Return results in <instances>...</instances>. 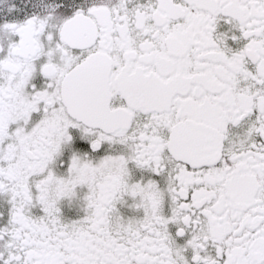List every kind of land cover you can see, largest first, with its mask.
I'll use <instances>...</instances> for the list:
<instances>
[{"label":"snow or ice","instance_id":"snow-or-ice-1","mask_svg":"<svg viewBox=\"0 0 264 264\" xmlns=\"http://www.w3.org/2000/svg\"><path fill=\"white\" fill-rule=\"evenodd\" d=\"M0 264H264V0H0Z\"/></svg>","mask_w":264,"mask_h":264}]
</instances>
